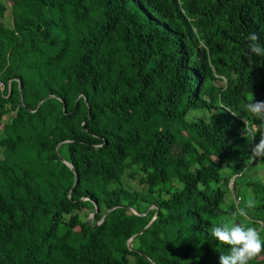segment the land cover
<instances>
[{
	"label": "trees",
	"instance_id": "obj_1",
	"mask_svg": "<svg viewBox=\"0 0 264 264\" xmlns=\"http://www.w3.org/2000/svg\"><path fill=\"white\" fill-rule=\"evenodd\" d=\"M250 32L264 0H0V264H220L209 229L264 167Z\"/></svg>",
	"mask_w": 264,
	"mask_h": 264
},
{
	"label": "clouds",
	"instance_id": "obj_2",
	"mask_svg": "<svg viewBox=\"0 0 264 264\" xmlns=\"http://www.w3.org/2000/svg\"><path fill=\"white\" fill-rule=\"evenodd\" d=\"M248 59L253 56L264 57V44L260 42V37L256 32H250L247 37ZM244 111L251 117L260 121L259 132L256 128L249 127V121L244 120V134L254 139L259 134V142L252 149V157L264 158V101L253 100L247 102ZM254 206L253 201H248L246 207L237 208L232 214V219L213 225L209 229L210 234L219 242L229 246L227 254H220V264H249L253 258L258 257L264 251V239L255 227L246 226L236 222V217H246L248 209Z\"/></svg>",
	"mask_w": 264,
	"mask_h": 264
},
{
	"label": "rangeland",
	"instance_id": "obj_3",
	"mask_svg": "<svg viewBox=\"0 0 264 264\" xmlns=\"http://www.w3.org/2000/svg\"><path fill=\"white\" fill-rule=\"evenodd\" d=\"M256 170H259L257 173H256V175L257 176H259L260 178H261V182L262 183H264V167L260 164V163H256L255 164V166H253V167H250V171L251 172H254V171H256ZM251 172H249V171H247V172H245V177L244 178H235V182H236V192L237 193H239L242 197H243V202H238L237 200H235V199H233V195H232V197L230 196V199L231 200H229V199H225V202H224V204L222 205V211L223 210H227V209H229V207L232 205V206H234L236 209L240 206V207H242V206H246V204H247V202L248 201H250V200H248V194H247V190H245L244 189V187L242 186L243 184H244V181L247 179V178H249L250 176L251 177H253L254 175H252V173ZM246 176H247V178H246ZM249 176V177H248ZM127 184H129V185H133V187H136L137 186V182L136 181H127L126 182ZM229 190H230V192L232 193V191H231V185L229 184ZM136 189H138L139 190V187H136ZM238 190L240 191V192H238ZM251 215H253L252 213H251ZM88 217H89V219H92V217H91V215H88ZM244 218H246V217H244ZM249 218V217H248ZM247 218V219H248ZM218 219H219V221H221L222 223L223 222H226V221H228V220H231L232 219V216L231 215H229V214H226V215H218ZM240 222V223H243L242 222V220H241V216H237L236 217V222ZM249 221H250V218L247 220V223H249Z\"/></svg>",
	"mask_w": 264,
	"mask_h": 264
},
{
	"label": "water",
	"instance_id": "obj_4",
	"mask_svg": "<svg viewBox=\"0 0 264 264\" xmlns=\"http://www.w3.org/2000/svg\"><path fill=\"white\" fill-rule=\"evenodd\" d=\"M19 90L21 91V84H19ZM50 98H53V96H48L46 99H50ZM46 99H45V100H46ZM42 102H43V101H41V102L38 104V107L42 104ZM62 162L65 163L68 167H70V168L72 167L71 164H69V163H67V162H64L63 160H62ZM77 179H78V177H77V175L75 174V182L77 181ZM153 208H154L153 206L150 207L148 211H151ZM112 210H113V209H112ZM112 210H110V211H112ZM129 210H130L131 212L135 213V214L138 215V216H142V214H138L134 209L129 208ZM110 211H108V212H110ZM97 212H98V208H97V206L95 205V212L92 213V214H90L91 217H93V216L95 215V213H97ZM156 217H157V213H155V215H154V217L152 218V220L148 223V225H147V226H146L141 232H139L138 234L134 235L133 237H131V238L129 239L128 244H130V242H132L137 236H139L140 234H142V232H144L147 228H149V227L152 225V223L154 222V220L156 219Z\"/></svg>",
	"mask_w": 264,
	"mask_h": 264
},
{
	"label": "built area",
	"instance_id": "obj_5",
	"mask_svg": "<svg viewBox=\"0 0 264 264\" xmlns=\"http://www.w3.org/2000/svg\"><path fill=\"white\" fill-rule=\"evenodd\" d=\"M232 183H230V185H231ZM239 200V199H238Z\"/></svg>",
	"mask_w": 264,
	"mask_h": 264
}]
</instances>
